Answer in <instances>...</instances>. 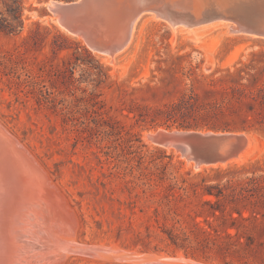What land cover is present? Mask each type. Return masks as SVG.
I'll use <instances>...</instances> for the list:
<instances>
[{
  "label": "rangeland",
  "instance_id": "374dc122",
  "mask_svg": "<svg viewBox=\"0 0 264 264\" xmlns=\"http://www.w3.org/2000/svg\"><path fill=\"white\" fill-rule=\"evenodd\" d=\"M52 1L74 0H22L23 30L0 33V124L26 150L35 171L40 190L35 202L40 206L33 208L39 212L42 205L61 234L66 223L52 216L60 212L59 218H70L75 241L90 246L133 255L183 256L171 264H238L186 255L169 246L160 225L148 218L157 207L159 189L140 180L141 172L166 166L170 182L216 168L195 170L178 153L153 144L146 135L168 128L138 123L128 109L164 108L192 90L209 104L222 96L215 90L222 87L216 81L224 74H256L257 83H264V38L207 26L216 23L194 27L200 28L189 35L143 14L126 48L108 57L82 34L63 27L48 8ZM0 10H5L2 3ZM128 133L137 134L133 148ZM247 134L253 153L229 167L264 160V134ZM157 150L165 158L157 159L162 156ZM48 237L53 244L54 237ZM52 244L41 248L47 259L40 264H58L53 251L59 250ZM68 254L61 264H149ZM24 256L30 261L29 254Z\"/></svg>",
  "mask_w": 264,
  "mask_h": 264
},
{
  "label": "trees",
  "instance_id": "16d2710c",
  "mask_svg": "<svg viewBox=\"0 0 264 264\" xmlns=\"http://www.w3.org/2000/svg\"><path fill=\"white\" fill-rule=\"evenodd\" d=\"M21 1L0 0L5 8L0 10V33L23 30ZM257 81L256 74H224L216 81L222 87L215 90L222 96L209 104L200 102L192 90L191 95L164 108L130 107L128 112L151 128L176 125L178 129L264 134V83ZM128 136L129 148L135 147L137 134ZM155 154H162L157 159L165 158L164 151ZM165 167L141 172L140 180L147 179L150 186L159 189L157 207L148 218L160 225L169 246L194 258L199 255L224 263L264 264V160L170 182Z\"/></svg>",
  "mask_w": 264,
  "mask_h": 264
},
{
  "label": "bare ground",
  "instance_id": "6f19581e",
  "mask_svg": "<svg viewBox=\"0 0 264 264\" xmlns=\"http://www.w3.org/2000/svg\"><path fill=\"white\" fill-rule=\"evenodd\" d=\"M114 1L115 0H102L100 4L105 5V7L107 8V11L109 13L108 23L111 26L114 25L108 36L116 37L114 38V40H116L114 41L116 42V45L117 44L121 45L127 39V43L122 48L123 50L124 48H126V46L128 45L131 39V35L136 21L143 15V11L139 12L138 10L140 9L145 10L146 7H142V5L137 4L142 0L128 1L131 8L133 9V11L131 12V17H134V15H136L133 26L131 27V29H129L128 27L129 26L128 23L130 20L129 16L126 13H124L123 10L121 9L122 6L121 2L116 1V3L113 4ZM55 3H56L55 1H52L49 2L47 5L52 10V7ZM93 6L96 9L99 8V1L93 3ZM55 15L58 21L60 22V24L63 27L67 28V25L65 21H63L64 19L61 16V14L55 13ZM150 15H151V17H149L150 19L155 21L156 20L164 21L166 24L162 23L161 21L158 22L164 25L168 24L173 29V31L187 32L189 35L192 34L194 35V33L198 30V28H200L198 27L195 29H191L189 28L190 26L188 27L187 25L179 26V21L170 20L166 17H162L157 14L156 15L150 14ZM212 25H220L222 27H226L229 32V26L226 23H216L207 26H212ZM114 29H118V30H114ZM78 35L83 38L81 34ZM120 51L121 50H119L118 52ZM101 53H103V55H106L108 57H114V55L117 52L109 51L106 49ZM153 134L154 132L147 134L146 135L147 139H149V136ZM251 152L252 149H249L240 158L231 161L228 164L218 165L214 167H201L198 170H204L207 168H217V167L220 168L221 166L222 168H225L231 165H237L240 163L242 164L243 161L249 158ZM31 162L33 163V160H31ZM188 165L193 166L190 163H188ZM33 170L34 169L31 166V163L28 160L25 151H23L22 148L19 146V144L11 138L9 133H7L4 129L1 128L0 129V264H21L22 262H24L25 264L42 263V261H44L45 258L47 259V257H45L46 255L42 253L41 248L48 249L50 247L49 245L52 244V241L48 237L49 234H51L52 237H54L55 239V242L52 245L54 247H57L59 250L58 252L53 251L54 253L53 255H55V259H56L55 262L58 264H61L68 257L69 255L68 253L85 254L89 257H94V258L96 257L95 259L97 258L107 259V261L108 259L111 258L133 259L136 257L137 258L140 257L141 259L139 260V262H143V263H149V264L176 263L170 261H164L162 263L159 262L158 260L164 258L163 256L160 257L153 256L152 254L133 255L129 253H121L117 249H110L105 246L94 247L77 242L75 241L74 238V233H75L74 228L71 225L73 223L71 224L68 223L69 221H71L70 218L69 219L65 218L64 220L62 217L59 218L58 214L60 212L59 213L55 212L52 217H54L56 220H60L63 221V223H66V228H67L65 233L63 234L58 233L56 230H54L56 227H54L55 224H53V222L55 221L53 220V222H51L50 218L47 215L48 213L46 209H44L42 205H41V210L39 212L38 210H36V208L35 209L33 208V206L35 207L40 206V204L37 205V203L35 202L38 200L37 197H39L36 196V194L40 192V190L36 185V180H35L36 176L34 174L35 171L33 172ZM42 201L44 202V199H42ZM33 209L35 211H33ZM61 214L63 215L64 213ZM38 218L41 219L42 224H38V223L36 224L35 221L33 220ZM66 219L68 221H66ZM22 223H24V225H22ZM24 254H29L30 261H28L27 257H25ZM179 258L183 259V256L180 255Z\"/></svg>",
  "mask_w": 264,
  "mask_h": 264
},
{
  "label": "water",
  "instance_id": "95a60500",
  "mask_svg": "<svg viewBox=\"0 0 264 264\" xmlns=\"http://www.w3.org/2000/svg\"><path fill=\"white\" fill-rule=\"evenodd\" d=\"M96 1H99L97 9L93 6ZM101 1H55L52 10L48 8L54 15L55 13L61 14L68 30L82 34L95 50L103 52L107 49L118 52L125 46L127 39L121 45H116L114 42L116 37L108 36L114 25L111 26L108 23L109 13L105 5L100 4ZM116 1L121 2V9L129 16L128 27L131 29L136 15L131 17L133 9L129 0H115L113 4ZM137 4L146 7L145 10H138L139 12L157 14L179 21V26L187 25L192 29L219 22L228 24L229 32L232 34L264 38V0H142ZM1 128L5 129L0 124ZM11 138L26 152L12 135ZM149 140L159 147L178 153L192 163L195 170L201 167L228 164L240 158L252 146V139L245 132L211 130L160 129L149 136ZM134 259L139 261L141 258ZM158 261L161 263L164 261L177 262L183 259L164 257Z\"/></svg>",
  "mask_w": 264,
  "mask_h": 264
}]
</instances>
